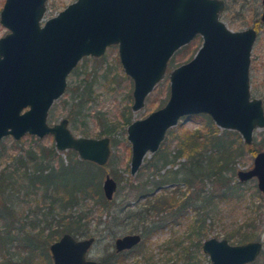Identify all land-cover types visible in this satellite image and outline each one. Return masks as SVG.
I'll use <instances>...</instances> for the list:
<instances>
[{"label": "water", "instance_id": "95a60500", "mask_svg": "<svg viewBox=\"0 0 264 264\" xmlns=\"http://www.w3.org/2000/svg\"><path fill=\"white\" fill-rule=\"evenodd\" d=\"M47 0H5L0 26V142L7 137L51 136L57 152L74 151L79 160L103 167L111 156L109 137H75L68 121L49 125L47 117L65 92L67 78L80 60L100 58L117 46L124 74L133 83L131 110H140L166 75L174 54L195 38L202 44L187 63L169 72V99L146 118L127 127L131 145L130 174L147 154H155L169 129L182 118L207 115L220 130L236 132L250 146L253 133L264 128L260 99H251L250 55L256 40L252 28L231 31L220 20L222 0H76L56 16L43 20ZM264 23V0H261ZM239 182L255 179L264 195V151L253 167L237 173ZM117 184L106 175L102 193L111 201ZM93 238L64 233L49 246L53 264H103L87 258ZM139 234L114 241L120 253L139 245ZM261 242L230 245L210 238L202 253L210 264H251Z\"/></svg>", "mask_w": 264, "mask_h": 264}, {"label": "rangeland", "instance_id": "374dc122", "mask_svg": "<svg viewBox=\"0 0 264 264\" xmlns=\"http://www.w3.org/2000/svg\"><path fill=\"white\" fill-rule=\"evenodd\" d=\"M58 1L59 3L56 6L57 9L52 11L49 9L46 10L43 18L44 21L56 16L60 11L64 10L66 6L76 0ZM222 1L225 3V9L220 14V20L231 31H242L253 27L254 22H259L256 20H259L262 12L261 0ZM4 2L5 0H0V11ZM47 6L48 0L46 7ZM259 29L260 32L255 40L250 56L249 81L251 97L260 99L264 107V24L261 23ZM6 32L7 31L0 26V38L3 37ZM201 44L202 40L198 37L189 44L187 49H182L181 51L179 49V51L174 54L172 57L174 64L168 65L164 78L147 96L144 106L136 112L131 110L133 103V83L130 78L124 74L120 65L117 46L109 47L105 55L100 58L86 57L80 60L74 71L71 72L67 78V86L64 94L54 102L49 110L47 117L49 125L52 126L66 119L68 121V128L75 137L94 139L106 137L102 134V128H106V126L113 127L114 132L111 136H107L110 139L111 145V156L108 163L103 167L95 165L92 167L93 171H97L96 178L100 181L101 190L107 174L110 175L117 184L113 199L108 201L111 202L108 206V211L111 214H118V211L121 209H125L127 213H137V208L140 207L138 204L141 203L144 205L146 202L135 186H138L139 183L145 182L146 180H151V178H148L151 174L148 166L153 154H147L140 169L135 175L130 174L131 145L127 140V127L133 121L146 118L150 113L162 108L167 103L170 85L169 72L189 62L194 57ZM87 92H91L90 98H85ZM80 95L84 96L81 100V102H83L80 110L81 113L75 115L76 111H74L73 108L80 104L77 99ZM128 95H130L131 100L128 98ZM128 106L131 112V123L128 126L121 127L122 116L125 114V109ZM70 115L74 116L69 117ZM182 123L188 130H193L195 128V125L184 119L173 128L176 129ZM166 136L164 141L166 140ZM9 138L11 141L2 140L0 142V149L2 153H5L4 155H7L9 153L8 150L12 149L14 146L15 141L11 137ZM35 139L40 140V144H38V142L37 144L41 145L44 150L54 145L51 136H47L43 139L35 137ZM32 141L33 140L25 136L20 141L16 142L19 144L17 146L23 143L26 150L34 144ZM164 141L160 147H162V149L168 147L167 152H171L177 148V142L167 140L164 143ZM245 146L246 148H244L243 151V155L245 153V156L238 161L236 165L234 177L236 182H239L237 173L239 171L250 170L253 167V161L257 153L264 151V128L256 130L253 133L252 144L250 146ZM252 149L256 152L250 154ZM57 153H59V157L63 159V161L68 160L69 151ZM183 159L180 158L177 160V163L183 162ZM5 162L6 159L1 157L0 172L5 166ZM247 182V184L242 185L241 189L243 192L240 198L228 199L225 202H219L215 199V202L206 209L204 212L206 214L205 230L208 231V235L202 240V244L210 238L226 240L225 236L229 233L235 235L238 233L245 234L248 232V234H250V232H254L258 239L256 241L262 243L261 252L255 262L256 264H264V195L259 191L261 195L255 193L253 189L254 185L257 188L255 179ZM173 187V185L159 187V190H156L154 193L156 194L163 189L171 190ZM42 197L43 192L39 191L32 199H28L23 189L3 190L0 182V231L3 232L5 236H15V240H12L11 244L7 243L9 247L8 257L12 259L11 264H17L16 262H19V258L24 251L22 246L23 238H25L26 235L29 237L36 236L39 230L46 227L49 223V218L47 219L44 215V212L48 211L43 210ZM258 197H261V200ZM90 201L85 202V204H87V209L90 207L93 208L92 202ZM6 204L7 207L5 206ZM260 205L262 207L257 208ZM72 212L75 214L74 209ZM78 213H80V211L77 209L76 215ZM119 213L120 222L118 223H124L122 226L116 224L113 225L114 228L109 229L107 224H109V222L111 224L112 222L109 221L108 215L103 213L100 219H97L98 216H96V218L93 216L94 220L88 231V235H91V237H77L78 239L93 238L95 240L93 246L87 253L88 259L101 262L110 252L114 251L113 245L117 238L130 234L140 235V230L143 229V225H138L137 221L128 219L126 215L122 216V211ZM192 215V212L189 213V216L192 217ZM54 220H56V222L52 221V224L56 225L58 220L57 217H54ZM97 220H100L101 224H97ZM189 224L190 222L185 220L180 224L170 225L164 231L152 235V237L145 242L146 248H148V256L141 261L148 264H165L168 260L185 262L187 258L186 253L194 251L192 244L197 240L195 234L197 230H193V228L191 230L188 227ZM7 225L8 227L5 228ZM173 241L175 245H167ZM227 242L230 245H242L238 244L237 240H229ZM18 247L20 249L19 253H17ZM184 248L187 249V252L184 251ZM137 256L136 254H132L128 264L139 262L140 257ZM36 262H34V264H36ZM19 264H21V262H19ZM201 264H210L208 257L202 259Z\"/></svg>", "mask_w": 264, "mask_h": 264}, {"label": "trees", "instance_id": "16d2710c", "mask_svg": "<svg viewBox=\"0 0 264 264\" xmlns=\"http://www.w3.org/2000/svg\"><path fill=\"white\" fill-rule=\"evenodd\" d=\"M58 3V0H48L47 9L51 11L57 9ZM188 46H184L180 51L187 49ZM172 64H174L173 58L169 61V66ZM90 94L91 92H87L85 98H90ZM83 98V95L77 98L80 104L73 108L76 111L75 115L81 113ZM128 98L131 100L130 95ZM125 110L121 127L131 123L129 106ZM72 116L74 115L69 117ZM183 119L195 125V128L188 130L182 123L176 129H170L164 143L167 140L175 141L177 148L167 152L168 147L166 149L160 147L149 161L148 169L151 174L148 178L151 180L135 186L146 203L138 204L140 207L135 214L127 213L125 209L120 210L122 216L126 215L128 219L137 221L138 225H143V229L140 230L142 242L131 251L118 254L114 251L110 252L106 258L102 259L103 264H128L132 254L140 257L139 262L134 264H148L141 261L148 256L145 242L157 232H162L168 226L180 224L185 220L190 222L188 227L191 230L192 228L197 230L195 233L197 240L192 244L194 251L189 253L184 248L187 252L185 262L168 260L165 264H201L202 259L207 257L201 253L202 240L208 235V231L205 230L206 214L204 212L215 202V199L225 202L228 199L241 197L242 185L248 182L241 183L234 180L237 162L245 156L243 151L246 146L240 136L233 131L220 130L207 115ZM113 130V127L106 126L102 128V134L106 137L111 136ZM27 137L33 140L34 144L26 150L23 143L17 146L18 141L14 142V146L8 150L7 155H4L5 153H2L0 149V158L6 159L5 166L0 172L1 188L3 190L23 189L28 199H32L41 191L43 192V210L48 211L44 212L47 219L49 218L48 225L39 230L36 236L26 235L23 238L24 251L19 258L21 264H34L36 261V264H53L49 246L64 233H69L76 238L91 237L88 231L94 220L93 216L95 218L98 216L97 219H100L103 213L108 215L109 221L112 222L107 224L109 229L114 228L113 225L124 224L118 223L120 211L118 214H111L108 211L111 202L106 201L103 196L100 181L96 178L97 171L92 169L94 164L79 160L72 150L69 151L68 160L63 161L54 145L44 150L41 145H38L40 140L32 136ZM4 140L11 141L9 137ZM255 152L252 149L250 154ZM180 158H184L183 162L177 163ZM166 185L174 187L171 190L163 189L154 193L159 190V187ZM253 189L256 194H260L255 185ZM258 198L261 200V197ZM87 201L92 202L93 208H86ZM5 206L7 207V204ZM261 207L260 205L257 208ZM73 209L75 214L72 212ZM77 209L80 213L76 215ZM191 212L192 217L189 216ZM54 217L58 219L56 225L52 224V221L56 222ZM97 224H101V221L97 220ZM7 227L8 225L5 228ZM225 239L237 240L238 244L258 240L254 232L235 235L229 233ZM12 240H15V236H5L0 231V264H11L12 259L8 257L7 243L11 244ZM170 244L175 245V242L167 245ZM17 251L19 253V247ZM19 262L16 263L19 264Z\"/></svg>", "mask_w": 264, "mask_h": 264}, {"label": "flooded vegetation", "instance_id": "af4514ba", "mask_svg": "<svg viewBox=\"0 0 264 264\" xmlns=\"http://www.w3.org/2000/svg\"><path fill=\"white\" fill-rule=\"evenodd\" d=\"M262 13V12H261ZM260 18H261V14H260ZM260 18H259V20H256V21H259V22H254L253 23V27H250V28H252L253 30H255V32H256V34H257V36H258V33L260 32V24L262 23L261 22V20H260ZM262 24H264V23H262ZM248 29V28H247ZM246 30V29H245ZM257 36H256V39H257ZM255 43V42H254ZM251 56V55H250ZM250 68V67H249ZM250 80V79H249ZM249 83H250V81H249ZM251 95V94H250ZM251 99H256V98H253V97H251ZM263 104V103H262ZM264 108V107H263ZM197 116V115H196ZM191 117V116H190ZM187 118V117H186ZM141 236V235H140ZM84 239V238H83ZM113 249H114V245H113ZM132 250V249H131ZM131 250H128V251H131ZM115 252V251H114ZM123 252H127V251H123ZM116 253V252H115ZM120 253H122V252H120ZM118 254V253H117Z\"/></svg>", "mask_w": 264, "mask_h": 264}]
</instances>
